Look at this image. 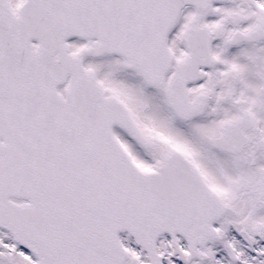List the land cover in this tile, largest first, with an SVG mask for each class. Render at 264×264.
<instances>
[{
	"label": "snow or ice",
	"instance_id": "1",
	"mask_svg": "<svg viewBox=\"0 0 264 264\" xmlns=\"http://www.w3.org/2000/svg\"><path fill=\"white\" fill-rule=\"evenodd\" d=\"M0 264H264V0H0Z\"/></svg>",
	"mask_w": 264,
	"mask_h": 264
}]
</instances>
